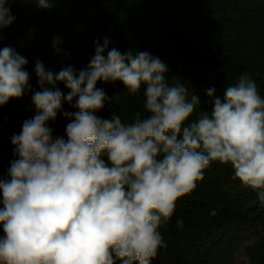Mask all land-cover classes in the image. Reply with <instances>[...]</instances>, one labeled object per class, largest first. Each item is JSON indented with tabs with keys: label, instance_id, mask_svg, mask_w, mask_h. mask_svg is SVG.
Listing matches in <instances>:
<instances>
[{
	"label": "clouds",
	"instance_id": "1",
	"mask_svg": "<svg viewBox=\"0 0 264 264\" xmlns=\"http://www.w3.org/2000/svg\"><path fill=\"white\" fill-rule=\"evenodd\" d=\"M11 2L0 0V31L15 20ZM54 3L35 0V7ZM109 44L107 37L94 42V56L79 72L35 62L36 114L10 137L13 159L0 176V264H151L167 247L158 229L213 162L230 165L231 178L264 205V96L250 73L222 96L204 89V109L195 89L169 81L158 57ZM27 63L13 47L0 49V106L31 91ZM98 81L142 92L143 111L127 122L115 112L97 116L119 96H107ZM64 103L75 109L62 113L66 139L49 126Z\"/></svg>",
	"mask_w": 264,
	"mask_h": 264
},
{
	"label": "trees",
	"instance_id": "2",
	"mask_svg": "<svg viewBox=\"0 0 264 264\" xmlns=\"http://www.w3.org/2000/svg\"><path fill=\"white\" fill-rule=\"evenodd\" d=\"M10 10L15 20L0 31V49L11 46L27 58L31 91L0 106V176L13 159L10 137L36 114L31 100L40 90L36 60L53 72L69 65L79 72L94 56V42L105 37L108 50L147 51L158 57L169 68V81L179 79L189 91L195 89L204 109L209 107L204 89L215 87V95L222 96L245 71L264 96V0H55L51 10L38 9L35 0H13ZM57 38L59 53L53 47ZM58 87L67 93L62 84ZM96 87L109 97L119 95L97 116L109 119L115 112L127 122L143 111L142 92L129 95L120 82L98 81ZM74 110L63 104L49 122L54 135L66 139L69 121L62 113ZM232 175L231 166L219 162L204 170L196 188L176 201L173 216L158 229L167 247L158 249L153 261L234 264L241 253L240 264H264V205ZM213 209L215 216L210 215ZM178 219L182 229L176 226ZM248 233L255 240L243 246Z\"/></svg>",
	"mask_w": 264,
	"mask_h": 264
},
{
	"label": "rangeland",
	"instance_id": "3",
	"mask_svg": "<svg viewBox=\"0 0 264 264\" xmlns=\"http://www.w3.org/2000/svg\"><path fill=\"white\" fill-rule=\"evenodd\" d=\"M254 240H255V235H250L249 233L245 234L244 240L242 242L243 246L251 245ZM234 257H235L234 264H240V261L243 258L242 254L237 253ZM151 264H162V263L151 260Z\"/></svg>",
	"mask_w": 264,
	"mask_h": 264
}]
</instances>
